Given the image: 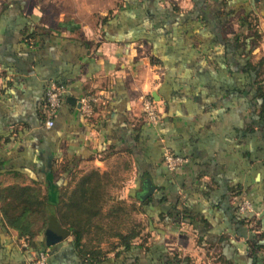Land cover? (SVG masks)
I'll return each mask as SVG.
<instances>
[{"label":"crops","instance_id":"1","mask_svg":"<svg viewBox=\"0 0 264 264\" xmlns=\"http://www.w3.org/2000/svg\"><path fill=\"white\" fill-rule=\"evenodd\" d=\"M235 2L244 5L227 22L224 34L244 13L254 11L260 39L251 51L250 62L257 65L261 81L264 0ZM195 3L0 0V187L30 186L38 190L39 198L49 200L47 225L27 247L15 230L0 220V264H25L45 249L49 250L47 264H129L130 259L122 262L124 258L116 256L120 247L113 246L114 237L107 244L82 240L92 250L101 251L98 259L90 262L74 245L71 233L51 246L46 245L44 233L62 196L69 195L81 179H100V190L105 192L106 188L114 189L106 187L105 182H112L117 173L120 180L125 176L120 188L132 181L128 184L131 197H140L145 181L164 187L167 175L155 161L161 147L171 149L186 161L176 171L179 187H173L175 195L159 206H147L145 213L139 210L151 232L147 240L175 246L189 264H250L243 238L232 233L228 208L237 197L228 196L235 188H241L242 197L255 202L259 213L257 233L264 236V133L259 126H252L254 114L242 96L228 99L227 95L217 97L211 93L207 100L214 101L209 105L198 98L175 100L176 93L170 87L178 83L173 71L176 64H169L166 71L154 55L159 50L179 49L185 33L183 27L179 28L178 17L193 9ZM208 3L220 13L227 7L223 0ZM170 5L183 10L174 13ZM215 11L209 13L210 20L216 19ZM30 34L34 37L26 38ZM216 34L198 30V37L191 38L194 45L188 43L180 49L195 53L197 49L217 61L224 45L203 40ZM255 49L260 53L256 59ZM206 58H201V65L212 69L211 60ZM147 66L155 67L157 75L144 76L141 69ZM221 67L226 69L225 65ZM217 79L228 83V74L215 69L193 82L198 85ZM51 82L62 86L64 93L60 107L52 115L53 125L47 127V115L42 114L41 107ZM153 92L157 100L153 99ZM88 95L97 101L91 115L85 117L80 104ZM142 95L158 104V125H148L144 119ZM250 128L254 129L249 131ZM139 179L143 181L141 188ZM156 192L154 189L153 194ZM177 196L174 205L192 211L198 220L197 230L189 224L175 229L168 217L159 219L158 213L166 215ZM127 255L131 257V252ZM257 264L264 261L258 260Z\"/></svg>","mask_w":264,"mask_h":264},{"label":"trees","instance_id":"2","mask_svg":"<svg viewBox=\"0 0 264 264\" xmlns=\"http://www.w3.org/2000/svg\"><path fill=\"white\" fill-rule=\"evenodd\" d=\"M195 1L196 3L193 9L178 17L181 19L179 28L183 27L185 33L182 34L183 38H180L179 49L175 48L173 50V48H168L154 53L166 71L169 69V64H176L173 71L178 83H173L170 91H173L174 95L176 93L175 100H182L183 98L194 100L198 98V100L206 105L214 101L207 100L208 94L211 93L218 94L217 97L227 95L228 99L236 95L242 96L244 98L243 100H245L244 103H247L246 107L253 111L254 115H252V118H254V121H252V126H259L264 133V79L261 81L258 80L259 69L257 65H253L250 62L251 51L260 39L256 31L257 16L254 14V11L249 10L238 18L232 30L229 31L228 29V33L224 34V31L227 29V22L242 8L244 3L239 4L235 0H223V2H227V7L225 6L223 12L220 13L218 12L219 10L215 11L216 7L214 9V6L210 5L208 0ZM170 6L174 13L183 10L176 5ZM146 11L147 13L150 12L149 10ZM214 11L216 13V19L210 20L208 15ZM150 14L153 15V13ZM194 29H196L195 34L191 35L190 33ZM198 30H207L212 34L216 31V36L204 37L203 40L207 38L210 39V42L219 46L224 45L221 54L219 53L220 55L217 54L218 52H213L214 55L220 56L219 60L215 61V58L213 60L206 58L210 54L200 53L197 49L196 53L190 49L187 51L180 49L185 44H193L192 40L198 37ZM33 37L34 35L30 34L26 38L32 39ZM157 38L161 37L158 36ZM172 39H175V37L172 36ZM165 42L169 43V41ZM201 58L211 60L210 62L213 64V68L207 69L202 66L201 64H203L204 60ZM184 64L186 65L183 66ZM224 65L226 69L221 67ZM215 69L216 72H222L223 75L225 73L228 74V83L220 82L217 79L215 82L204 80V82L201 81V83L195 85V82L200 81L198 78L210 75V72H213ZM41 111L42 114L45 113L47 115L45 98ZM147 124L151 125L149 123ZM158 124L159 122L156 125ZM252 129L250 128L249 131ZM163 148L161 147L159 149L160 155L155 161L157 165L159 163L162 172L167 175V182L164 187L152 183V186L157 192L152 193L151 196L144 200L137 196L136 200L140 203L139 210H142L144 213L147 206L155 204L159 206L165 200L167 201L168 197L175 195L173 193V187L176 190L179 187L175 180L176 171L185 162L177 166L174 171L167 170L163 163ZM169 150L174 153L171 149ZM137 182H139V187L141 188L143 181L139 179ZM100 185L101 181L97 178L81 179L69 195L62 196L64 198L59 201L56 215L54 216L58 225L70 231L73 236L74 245L81 254L87 256L90 262L96 261L101 251L99 249L92 250V246L82 243V240L85 239L90 244L93 242L99 244L104 239L114 237L116 238V243L113 246L120 247L116 252V256L124 258L122 262L130 259L129 264H189V259L182 258L175 246H168V244L164 246L161 240H145L135 244L134 240L139 235L135 228L136 225L135 227L127 229L124 233L116 229L115 227L121 228L123 224L118 217L119 209L111 208L109 213L102 211L105 199L104 192L100 190ZM39 197L38 190L30 186L13 185L0 187V220L13 228L18 233L20 239L28 240V244L47 225L46 205L49 200L44 199V197ZM178 197H175L173 206L171 205L166 215L158 213L159 219L163 220L165 216L168 217L175 229H178L183 224H189L193 226L194 230H197L198 220L192 211L186 206L182 205L179 209L174 205L178 202ZM231 197H237L236 201L229 204L230 206L228 208L231 211L229 215L232 233L236 234L239 238H243L244 247L247 246L246 249L250 254V264H257L258 260L264 261V244L262 243L264 236L262 233H257V226L255 224H257L258 212L255 202L250 201L252 206L251 211L241 212L240 205L243 200L242 189L235 188L229 193L228 198L230 199ZM261 197L264 200V194ZM110 216H113V219L105 224L104 221H108ZM172 234H176V232H172ZM129 252H131V257L127 255Z\"/></svg>","mask_w":264,"mask_h":264},{"label":"built area","instance_id":"3","mask_svg":"<svg viewBox=\"0 0 264 264\" xmlns=\"http://www.w3.org/2000/svg\"><path fill=\"white\" fill-rule=\"evenodd\" d=\"M64 93V88L58 85L55 82H51L45 91V99L47 106V119L45 121V126L52 127L53 120L52 115L54 112L60 107L62 96ZM97 101L96 97L92 95L85 96L81 99L80 108L82 114L85 117H89L93 110V104ZM141 102V112L144 119L151 125H156L160 120V111L157 107V103L147 95H142L140 97ZM163 163L167 170L174 171L177 166L184 163L186 160L172 153L167 147L163 148L162 152ZM252 208L249 203L245 201L240 205V211H251ZM22 245L27 247L28 240L22 239ZM49 250L45 249L44 251H40L37 254H34L31 259L28 260L27 264H47Z\"/></svg>","mask_w":264,"mask_h":264},{"label":"rangeland","instance_id":"4","mask_svg":"<svg viewBox=\"0 0 264 264\" xmlns=\"http://www.w3.org/2000/svg\"><path fill=\"white\" fill-rule=\"evenodd\" d=\"M260 44V43H259ZM260 56V53L258 52V49L254 50V57L255 59L258 58ZM155 67H149L147 66L146 68H142L141 70H143V72L145 71V75L144 76H153V75H157L156 71L154 70ZM158 72V71H157ZM264 86V84H263ZM158 105V104H157ZM114 178L113 181H106L105 182V186L106 187H113L114 189H104V199H105V211L107 213H109L108 208L109 206H112L113 208H118L119 209V219H121L122 227L121 228H117L116 229L120 230L122 233L126 232L127 229L135 227L136 225V229L138 231V237L134 240V241H138L137 243H141L142 241L147 240L149 237H151V232L149 231L148 227H147V219L145 217V215H142L141 212L139 211L140 206H139V202L136 200L137 197H131L129 195V186L128 184L130 183V185L132 184V181H130L129 183H127L126 186L121 187V183L123 182V179L125 178V176H121L122 179H118L120 176H118L117 173L113 174ZM113 184V185H112ZM118 188V189H117ZM119 190V191H118ZM119 193V195H117ZM243 202L245 201L246 203L250 202L246 199L245 196H243L242 198ZM236 201V200H234ZM251 206V204H250ZM252 208V206H251ZM105 213V212H104ZM259 215V213H258ZM111 219H113V216H110V218H108V221H110ZM107 221V222H108ZM117 222V221H115ZM116 231V230H115ZM149 234V235H148ZM149 236V237H148ZM108 241H111V239H104L103 243H106ZM113 241V240H112ZM200 263H203L202 261H200Z\"/></svg>","mask_w":264,"mask_h":264},{"label":"water","instance_id":"5","mask_svg":"<svg viewBox=\"0 0 264 264\" xmlns=\"http://www.w3.org/2000/svg\"><path fill=\"white\" fill-rule=\"evenodd\" d=\"M152 97L155 100L158 99L155 92L152 93ZM77 106H79V104ZM153 191L154 187L151 185L150 181H145L143 186V193L140 195V198L142 200L146 199L147 197L152 195ZM69 234L70 232L67 229L62 228L60 225H58L55 218L50 217L47 229L44 233L45 243L47 246L57 244L63 241Z\"/></svg>","mask_w":264,"mask_h":264}]
</instances>
